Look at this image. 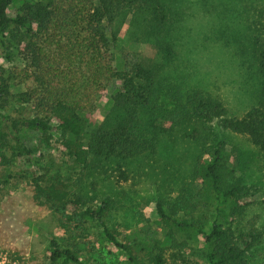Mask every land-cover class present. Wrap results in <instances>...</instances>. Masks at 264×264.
Segmentation results:
<instances>
[{"label":"trees","instance_id":"1","mask_svg":"<svg viewBox=\"0 0 264 264\" xmlns=\"http://www.w3.org/2000/svg\"><path fill=\"white\" fill-rule=\"evenodd\" d=\"M127 17L149 37L161 61L172 58L178 19L162 0H0V32L9 30L7 38L21 59L9 69V82L2 79L0 84V165L10 162L7 150L15 157L35 152L24 143L27 133L38 134L48 147V135L56 131L85 175L125 183L131 179L129 164L157 155L163 137L183 127L202 148L194 167L197 186L184 188V197L155 203L161 238L143 237L136 250H147V264H196L189 259L194 255L206 264H264V255L254 254L262 232L253 220L247 227L240 222L250 203L239 180L226 177L227 155L220 139L224 131L244 136L264 161V33L256 27L248 31L249 57L259 78L257 101L242 116L232 117L220 99L169 81L163 65L137 59L126 66L117 60L115 35L109 32ZM13 86L21 91L10 94ZM108 91L109 111L101 121H91ZM8 97L29 106L32 116L3 113L1 103ZM110 164L108 171L105 165ZM35 189L37 198L52 202L58 213L73 202L54 184ZM198 203L210 212L203 222L186 216ZM105 209L103 202L95 209L86 207L81 217L96 221L103 240L127 254V262L140 264L130 245L118 242L107 227ZM49 262L82 264L57 240L49 242Z\"/></svg>","mask_w":264,"mask_h":264},{"label":"rangeland","instance_id":"2","mask_svg":"<svg viewBox=\"0 0 264 264\" xmlns=\"http://www.w3.org/2000/svg\"><path fill=\"white\" fill-rule=\"evenodd\" d=\"M162 1L174 9L178 19L172 58L161 61L149 37L141 28L131 26L129 17L109 32L115 35V58L126 66L137 59L163 65L162 73L169 81L207 92L225 104L230 116H242L257 101L259 78L249 57L252 33L248 31L256 27L264 33V0ZM14 14V7L8 10L10 17ZM8 31L0 32V84L2 79L9 82V69L21 63L7 38ZM8 91L14 95L21 87ZM110 95L108 91L100 100L91 121L99 122L107 114ZM1 104L2 112L12 118L32 116L30 107L17 103L14 97ZM49 134L46 147L38 134L27 133L24 143L35 147V152L15 157L7 150L10 162L0 165V264H50V240L72 249L82 264H130L127 254L103 240L96 221L81 217L86 207L95 209L102 202L106 204L103 220L107 227L118 242L130 245V254L140 264H147V250L137 251L135 244L142 245L143 237L161 238L155 212L158 200L173 201L187 195L184 188L197 186L194 167L202 154L201 146L186 136L183 127L176 126L161 140L157 155L129 164L131 179L118 184L109 177L85 175L70 156L66 141L56 131ZM220 139L227 155L226 177L239 180L245 188L244 200L250 203L240 222L246 226L253 220L262 232L261 243L254 250L259 258L264 255V161L246 137L224 131ZM112 165L105 167L109 171ZM49 184L73 201L66 204L63 213H58L52 202L36 196L35 185ZM186 216L203 222L210 212L198 203ZM189 259L206 264L195 255Z\"/></svg>","mask_w":264,"mask_h":264}]
</instances>
